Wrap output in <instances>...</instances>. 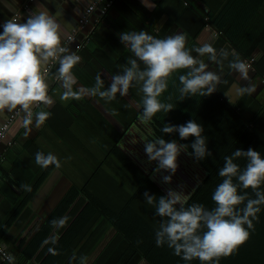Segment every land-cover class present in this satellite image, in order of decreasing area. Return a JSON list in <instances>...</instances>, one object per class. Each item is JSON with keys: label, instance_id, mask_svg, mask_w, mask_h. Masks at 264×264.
<instances>
[{"label": "crops", "instance_id": "0c3cea01", "mask_svg": "<svg viewBox=\"0 0 264 264\" xmlns=\"http://www.w3.org/2000/svg\"><path fill=\"white\" fill-rule=\"evenodd\" d=\"M26 1L0 0V7L12 10L13 15L10 18L12 19L14 14L23 8ZM53 1L58 2V8L49 0H33L29 4V9L31 4L37 2L56 19L61 27L64 46L67 37L63 39V36L68 32L70 34L76 28L78 18L82 17L86 8L94 0ZM223 3V0H128L126 8L129 10L127 11H125L126 8L112 6L105 18L100 16L99 10L93 13L96 16L95 22L93 28L88 29L87 37L88 42H91L90 50L86 48L82 51L84 52V54L81 53L82 60L72 70L77 80L73 90L83 89L81 97L62 100L61 96L64 92L62 82L53 84L48 93L54 101L53 105L41 106L36 110V112L50 113L45 123L36 128L33 118V123L26 128L22 124V119L18 118L6 135L15 143L10 146L9 141L5 148L0 149V227H3V237L7 239V245L16 257L41 227L72 182L76 181L77 184L82 185L84 178L93 173L96 161L98 160V163L103 161L107 154V146L116 139L118 133L121 134L120 146L135 160L148 159L144 151L145 144L148 142H154L157 139L175 141L170 133L162 131L164 127L155 116L147 121L142 119L143 106L139 101L142 95V81L134 80L128 95L121 96L117 93L116 99L111 102L99 97L98 94L91 96L87 93V90L95 85L97 74L104 82L101 90H107L112 83V77L122 75L125 67L130 66L128 60L136 58L119 37V33L125 31L139 32L141 30L128 18L132 13L135 17L145 16L149 19L148 23L152 24L154 33L162 34L161 39L176 33L184 34L186 48L191 50V54L197 59H202L208 65L207 70L215 72L220 77L217 89L221 87L225 91L226 98L238 105V110L248 118L255 119L256 127L264 135V7L261 8L258 22L248 24V27L254 29V35L257 38L253 49H250V57L255 58L254 62L259 63L261 69L257 71L255 66L253 68L246 66L248 76L244 79L229 65L237 57L245 63V58L222 36L219 29L208 23L209 13L220 9ZM39 10L40 7L36 6V9L31 11L33 13ZM25 11L28 9L23 10L22 17ZM0 19H2L1 16ZM203 45H210L215 49L216 62L210 60L207 55L200 57L194 51L195 48ZM70 46H67V49ZM138 64L141 70L146 67L140 61ZM58 67L59 64L55 68L56 71ZM243 88H251L253 91L241 92ZM11 113L7 110L0 112V125ZM126 121L130 122V127L125 131ZM182 151L180 148L179 154ZM37 152L45 155L52 153L59 159L60 167L52 170L33 202L30 203L26 214L23 217L19 216L13 225L7 228L5 226L12 211L6 198L13 197L11 192L19 193L22 190L20 180L13 175V169L16 167V162L20 160L32 173V177L40 174L44 168L35 162ZM138 153L142 156L137 157ZM189 157L190 165L195 171H204L193 157ZM22 163L18 166L22 167ZM151 165L157 168L158 161H154ZM29 172L21 170L18 176L27 183L31 179H28ZM149 173H152L151 169ZM203 176L201 174L200 181ZM2 233L0 230V234ZM91 260L87 264H90Z\"/></svg>", "mask_w": 264, "mask_h": 264}, {"label": "trees", "instance_id": "16d2710c", "mask_svg": "<svg viewBox=\"0 0 264 264\" xmlns=\"http://www.w3.org/2000/svg\"><path fill=\"white\" fill-rule=\"evenodd\" d=\"M127 2L128 0H113L112 6L126 8ZM223 2L220 9L209 13L208 23L219 29L222 36L247 59L257 39L254 29L248 27V24L258 22L264 0ZM127 10L129 9L126 8L125 11ZM107 15L108 13L103 15V18ZM128 18L141 30L158 39L162 38L161 33H154L152 24L148 23L149 19L145 16L135 17L132 13ZM88 43L81 49L80 57L86 48L90 50L91 42ZM253 66L260 71L259 63L254 62ZM188 71L177 70L169 77L168 88L159 99L174 107L171 111L157 113L155 117L163 127L184 125L189 120L202 125L208 151L212 153L203 160L198 161L192 154L191 144L195 137L182 140L178 132L170 134L178 146H186L181 147L183 151L179 157L186 163L191 159L189 156L193 157L204 170L202 180L187 197L185 207L202 204L207 210H211L216 206L212 195L223 181L218 173L223 167L224 157L231 156L236 149L247 151L249 148L264 156V135L256 127L255 119L248 118L238 110V105L226 98L221 87L208 96L189 94L181 100L179 89L182 85L179 77L186 75ZM139 101L143 106V93ZM124 125L126 131L130 122L126 121ZM120 139L121 134L118 133L116 139L107 146L103 161H96L93 173L84 178L82 185L73 181L69 189L64 191L58 204L22 248L19 256L16 257L7 245V239L3 237L4 229L0 227L1 233L3 232L0 234V245L13 254L16 264H87L90 259V264H201L198 259L183 260L166 244L157 247L155 233L165 218L158 215L155 204L147 203L145 193L155 197L158 202L161 196L167 197L169 191L154 178L153 173L145 170L122 149ZM234 162L243 170L247 160L241 157ZM21 163L20 160L16 162L13 175L20 180V186L28 185L31 190L26 191L21 187V192L13 191V197L6 198L12 211L5 226L7 228L19 216L26 214L30 203L56 167L53 165L48 169L44 168L40 174L32 177L24 163L22 167L18 166ZM107 165L111 171L104 169ZM21 170L29 172L28 179H31L27 183L18 176ZM234 183L239 187L235 178ZM259 190L264 191V184ZM238 193L246 194L250 199L256 198L251 188L239 187ZM245 204L246 201L238 207L243 208ZM260 209L257 213L258 220L253 221L254 230L249 229L248 241L233 255L221 257L219 264H264V205ZM63 218H67L64 226L53 223ZM0 264L8 263L0 257Z\"/></svg>", "mask_w": 264, "mask_h": 264}, {"label": "clouds", "instance_id": "9594fccd", "mask_svg": "<svg viewBox=\"0 0 264 264\" xmlns=\"http://www.w3.org/2000/svg\"><path fill=\"white\" fill-rule=\"evenodd\" d=\"M0 32V112L7 110L23 113V125L28 128L35 119V127L39 128L49 118L50 113L33 109L38 106L51 107L54 103L49 96L48 71L45 65L58 63L56 78L62 82L64 92L61 99H79L84 90L74 91L77 84L73 68L80 62V57L62 45L61 27L56 19L46 12H33L28 19L20 23L16 17L7 20ZM121 42L130 49L136 57L128 60L122 75L112 77V83L107 90L103 88L100 75L95 77V85L87 90L91 96H96L111 102L117 93L126 96L132 82L142 81L143 114L142 119L151 120L157 113L171 111V103H163L159 99L168 88V79L177 70H189L186 75L179 77L182 87L179 89L180 99L191 94L208 96L217 90L220 77L213 71H208V65L191 54L186 48V37L182 33L169 35L158 39L148 32L119 33ZM200 57L208 56L213 62L217 61L215 49L210 45H203L194 49ZM138 61L146 67L141 70ZM229 67L247 79L248 70L244 62L237 57ZM241 92H251V88H243ZM230 102H232L229 99ZM30 130V129H29ZM165 133L178 132L182 140L195 137L191 144L195 158L203 160L211 156L208 151L202 125L195 120H189L180 126H165ZM181 147L175 141L157 139L145 144L144 151L150 161H158L157 171L163 169L175 174L178 168V156ZM244 157L246 166L241 170L234 160ZM35 162L42 168L50 165L60 167L59 159L52 153L35 154ZM219 176L223 178L213 195L215 207L207 210L202 204L185 207L187 197L180 192L170 190L167 197H147L149 205H156V211L164 221L156 231V245L165 244L174 250L176 256L185 261L198 259L201 264H219L221 257H229L239 250L250 238L249 229L254 230V220H258L257 213L264 205V191L260 187L264 184V156L255 149L247 151L236 149L231 156L224 157L223 167L219 169ZM243 189L251 188L255 199L247 198L246 194L238 193V185ZM171 176H165L169 182ZM30 191L28 185H21ZM246 201L243 208H239ZM179 205V207H177ZM67 218L54 221V224L64 226ZM246 226V227H245ZM206 229V230H205ZM11 259V258H10Z\"/></svg>", "mask_w": 264, "mask_h": 264}, {"label": "built area", "instance_id": "2783aa9c", "mask_svg": "<svg viewBox=\"0 0 264 264\" xmlns=\"http://www.w3.org/2000/svg\"><path fill=\"white\" fill-rule=\"evenodd\" d=\"M33 0H27L23 4V8L16 12L14 16L16 17L17 21L22 17V12L24 9L29 8V4ZM113 0H94L84 11L82 17L79 19V22L76 26V28L68 35L66 38V43L64 47L67 48V46L71 45L72 43L77 42L76 49L74 54L80 57L79 51L88 43V34H85L82 39H79L81 32L84 30V28L91 22V18L93 13L96 10H99L100 16L102 17L103 15L107 14L109 9L112 7ZM81 59V57H80ZM255 61L254 57H249L245 59V64L248 68H253V63ZM58 63H49L46 68L48 71V76L56 68ZM56 71V70H55ZM57 71L56 74L53 77V81L57 82L59 81L57 78ZM41 106L35 107L33 109V113H36V110L39 109ZM23 116V113H20L19 115L17 114L16 111H13L7 119L0 125V144L3 142V140L6 138V135L8 131L10 130L11 126L16 122L18 118H21ZM34 118V117H33ZM22 124H23V117H22ZM15 142L10 141L9 145L12 146ZM0 257L3 261L7 262L8 264H16L15 262V257L13 254L5 249L4 246L0 245ZM11 258V259H10Z\"/></svg>", "mask_w": 264, "mask_h": 264}, {"label": "rangeland", "instance_id": "374dc122", "mask_svg": "<svg viewBox=\"0 0 264 264\" xmlns=\"http://www.w3.org/2000/svg\"><path fill=\"white\" fill-rule=\"evenodd\" d=\"M142 151V150H141ZM137 157L142 156L139 153L136 154ZM178 157L177 163H178V168L175 172V174H172L166 170H161L157 171V168L152 167V163L154 161H150L148 159H136L137 162L142 165V167L149 172V170H152V173L154 175V178L160 182L168 191H176L183 193L186 197H188L191 193V191L196 187L198 182H200L201 174L204 175V171H195L194 167L190 165V162L187 164ZM76 162V161H75ZM77 164V163H76ZM158 166V165H157ZM156 166V167H157ZM109 171H111V168L109 166H106ZM165 171V172H164ZM201 173V174H200ZM165 176H171V180L169 182L164 181Z\"/></svg>", "mask_w": 264, "mask_h": 264}, {"label": "water", "instance_id": "95a60500", "mask_svg": "<svg viewBox=\"0 0 264 264\" xmlns=\"http://www.w3.org/2000/svg\"><path fill=\"white\" fill-rule=\"evenodd\" d=\"M49 1H50L51 3H53V5L56 6V7L58 8V6H59V5H58V2L53 1V0H49ZM57 1H61V0H57ZM44 3H45V2H44ZM45 4H46V3H45ZM88 5H89V4H87V6H88ZM36 6H37V7H40V10L37 11V12H46L48 15H50V14L48 13V11H47L45 8H43V6L39 5V4L36 2V3L30 5V9L28 8V11H25V12L23 13V17L20 18V19L18 20V22H20V23L25 22V21L28 19L29 15L32 13L31 10H35V9H36ZM87 6H86V7H87ZM48 7H49V5H48ZM12 15H13V14H12V10L9 11V10H8L7 8H5V7H2V6L0 7V16L2 17V19H0V32L3 31V28H2L3 23L6 22L7 20H10V18H11ZM95 17H96L95 15H92L91 22L86 26L87 28H84V30L82 31V32H83V35L80 34L79 39H82V38L84 37V35L88 33V29H92V28H93V24H94V22H95ZM79 18H80V17H79ZM79 18H78V20H79ZM85 29H86V30H85ZM68 35H69V32H68V33H65V36H63V39L66 38V37H68ZM76 45H77V42L71 44V46L68 48L69 53H74V52H75ZM45 66H46V65H45ZM55 74H56V71H55V69H54V71H52V72L50 73V75H49V79H48L49 89H50L51 86L54 84L53 77H54ZM21 119H22V118H19V120H21ZM9 141H10V139L7 138V136H6V138L3 140V143L0 145V149H1V148H5L6 143H8ZM1 150H2V149H1Z\"/></svg>", "mask_w": 264, "mask_h": 264}]
</instances>
